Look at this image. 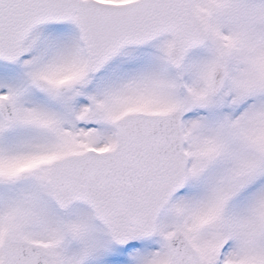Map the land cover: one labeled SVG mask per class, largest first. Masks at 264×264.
I'll return each instance as SVG.
<instances>
[{
  "label": "snow or ice",
  "instance_id": "6c2138e0",
  "mask_svg": "<svg viewBox=\"0 0 264 264\" xmlns=\"http://www.w3.org/2000/svg\"><path fill=\"white\" fill-rule=\"evenodd\" d=\"M0 264H264V0H0Z\"/></svg>",
  "mask_w": 264,
  "mask_h": 264
}]
</instances>
